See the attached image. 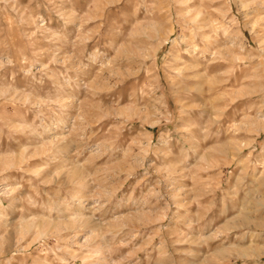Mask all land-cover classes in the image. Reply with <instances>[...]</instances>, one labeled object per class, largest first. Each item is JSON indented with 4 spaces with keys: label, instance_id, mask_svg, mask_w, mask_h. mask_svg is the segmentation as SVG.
I'll list each match as a JSON object with an SVG mask.
<instances>
[{
    "label": "rangeland",
    "instance_id": "obj_1",
    "mask_svg": "<svg viewBox=\"0 0 264 264\" xmlns=\"http://www.w3.org/2000/svg\"><path fill=\"white\" fill-rule=\"evenodd\" d=\"M0 264H264V0H0Z\"/></svg>",
    "mask_w": 264,
    "mask_h": 264
}]
</instances>
